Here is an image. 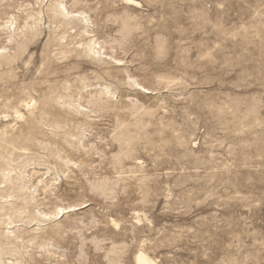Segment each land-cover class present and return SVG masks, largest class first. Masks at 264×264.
Here are the masks:
<instances>
[{
  "label": "rangeland",
  "instance_id": "obj_1",
  "mask_svg": "<svg viewBox=\"0 0 264 264\" xmlns=\"http://www.w3.org/2000/svg\"><path fill=\"white\" fill-rule=\"evenodd\" d=\"M133 1L0 0V264H264V0Z\"/></svg>",
  "mask_w": 264,
  "mask_h": 264
},
{
  "label": "bare ground",
  "instance_id": "obj_2",
  "mask_svg": "<svg viewBox=\"0 0 264 264\" xmlns=\"http://www.w3.org/2000/svg\"><path fill=\"white\" fill-rule=\"evenodd\" d=\"M127 2H130V3H133L134 1L133 0H126ZM60 5V4H59ZM59 7V6H58ZM61 8H59V9H61V11H63L62 10V8L64 7H62V4H61V6H60ZM58 9V8H57ZM64 12V11H63ZM65 12H67V11H65ZM64 12V13H65ZM61 13V12H60ZM69 14V13H68ZM67 14V15H68ZM75 14H79V13H75ZM74 14V15H75ZM71 17V16H70ZM82 18V17H81ZM80 18V19H81ZM84 18V17H83ZM82 20V19H81ZM24 105V104H23ZM5 171V170H4ZM3 198V197H2ZM61 211V210H60ZM42 214V213H41ZM55 215V214H54ZM45 216V215H44ZM38 222V221H37ZM8 232V231H7ZM136 264H151V261L143 254V253H138L137 255H136Z\"/></svg>",
  "mask_w": 264,
  "mask_h": 264
}]
</instances>
